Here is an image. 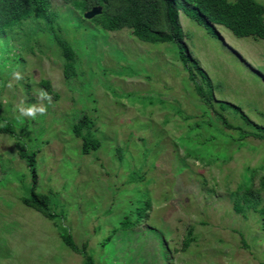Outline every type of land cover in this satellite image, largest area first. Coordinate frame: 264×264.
Wrapping results in <instances>:
<instances>
[{"label": "rangeland", "instance_id": "obj_1", "mask_svg": "<svg viewBox=\"0 0 264 264\" xmlns=\"http://www.w3.org/2000/svg\"><path fill=\"white\" fill-rule=\"evenodd\" d=\"M51 12L49 22H22L0 39V113L14 127L13 136L0 134V264H83L62 243L61 229L78 247L86 243L94 264H264L260 217L236 214L231 198L247 187L248 169L264 165V142L242 144L207 109L174 44L104 31L57 0ZM179 20L211 81L215 109L235 105L264 126V40L237 38L222 26L211 35L182 10ZM56 37L76 54L70 80ZM41 80L56 94L50 104L39 98ZM33 104L46 113L19 116L18 105ZM221 113L235 128L247 127ZM83 115L101 143L88 155L71 132ZM19 151L36 154L35 191L48 196L54 221L23 204L33 179ZM146 203V219L102 244ZM189 228L195 240L183 249Z\"/></svg>", "mask_w": 264, "mask_h": 264}, {"label": "trees", "instance_id": "obj_2", "mask_svg": "<svg viewBox=\"0 0 264 264\" xmlns=\"http://www.w3.org/2000/svg\"><path fill=\"white\" fill-rule=\"evenodd\" d=\"M55 0H0V39L6 38L16 26L22 22H49L52 20L51 5ZM70 6L82 14L94 7L100 8V13L92 17L98 27L104 31H120L128 29L131 35L143 43H172L177 47L178 60L182 63L188 81L193 85V91L208 110L214 112L223 126L235 133L237 141L243 144L247 138L264 142V126L252 122L247 115L232 104L221 102V110L217 111L213 104L211 81L207 74L192 57L184 43V34L180 25L179 11L194 23L202 26L211 35H218L216 26H222L237 38H252L264 40V6L255 0H57ZM31 20V21H29ZM55 45L63 58L62 72L66 80L76 76V54L71 44L62 39L54 40ZM41 86L51 96L56 97L50 88V82L40 81ZM204 85L207 88H204ZM230 111L247 127L235 128L229 124L221 112ZM1 112V105H0ZM230 113V114H231ZM72 134L81 141V154L88 155L100 148V140L94 131V122L83 115L71 127ZM0 134L14 135V127L5 120L0 113ZM18 157L29 168L33 187L29 197L22 202L28 208L40 213L50 221L56 215L50 209V200L47 195L36 193L37 175L35 169L36 154L19 151ZM264 170V165L259 168ZM259 169H248L250 174L247 187H237L232 194V208L236 214L246 215L252 210L261 220L260 228L264 233V174H259ZM150 205L135 209L124 216L118 226L103 241L106 244L112 237L120 232L135 229L142 219H146ZM62 243L72 252L82 257L83 264H94L92 257L87 253L86 243L78 247L69 232L59 230ZM195 240L192 229L187 230L183 242V249Z\"/></svg>", "mask_w": 264, "mask_h": 264}, {"label": "clouds", "instance_id": "obj_3", "mask_svg": "<svg viewBox=\"0 0 264 264\" xmlns=\"http://www.w3.org/2000/svg\"><path fill=\"white\" fill-rule=\"evenodd\" d=\"M13 75H14V78L16 80L22 79V76H21V74L19 72H15ZM9 86H11V85H9ZM39 98H40L41 101H45V100L48 101L49 104L52 101L51 96L46 91H44L43 89H41L39 91ZM17 110H18V113H19L20 117H26V118L35 119L38 114L39 115H44L46 113V111H47V108L43 104H40L39 106L33 104V105H30V106H27V107L18 105L17 106Z\"/></svg>", "mask_w": 264, "mask_h": 264}, {"label": "water", "instance_id": "obj_4", "mask_svg": "<svg viewBox=\"0 0 264 264\" xmlns=\"http://www.w3.org/2000/svg\"><path fill=\"white\" fill-rule=\"evenodd\" d=\"M99 13H100V8L94 7L91 10H89L88 12L84 13V18L89 20Z\"/></svg>", "mask_w": 264, "mask_h": 264}]
</instances>
